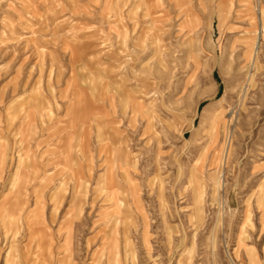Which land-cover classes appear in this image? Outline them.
I'll return each instance as SVG.
<instances>
[{
  "label": "rangeland",
  "instance_id": "374dc122",
  "mask_svg": "<svg viewBox=\"0 0 264 264\" xmlns=\"http://www.w3.org/2000/svg\"><path fill=\"white\" fill-rule=\"evenodd\" d=\"M0 264H264V0H0Z\"/></svg>",
  "mask_w": 264,
  "mask_h": 264
},
{
  "label": "crops",
  "instance_id": "0c3cea01",
  "mask_svg": "<svg viewBox=\"0 0 264 264\" xmlns=\"http://www.w3.org/2000/svg\"><path fill=\"white\" fill-rule=\"evenodd\" d=\"M33 110V109H32Z\"/></svg>",
  "mask_w": 264,
  "mask_h": 264
}]
</instances>
